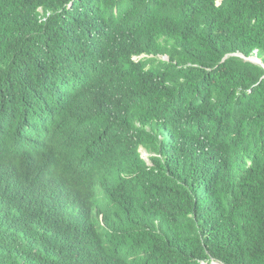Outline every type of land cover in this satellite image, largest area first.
I'll list each match as a JSON object with an SVG mask.
<instances>
[{"label": "trees", "instance_id": "16d2710c", "mask_svg": "<svg viewBox=\"0 0 264 264\" xmlns=\"http://www.w3.org/2000/svg\"><path fill=\"white\" fill-rule=\"evenodd\" d=\"M213 261L264 264V0H0V264Z\"/></svg>", "mask_w": 264, "mask_h": 264}, {"label": "water", "instance_id": "95a60500", "mask_svg": "<svg viewBox=\"0 0 264 264\" xmlns=\"http://www.w3.org/2000/svg\"><path fill=\"white\" fill-rule=\"evenodd\" d=\"M239 55H241L245 59L250 60L252 62H256V63H260V64L262 63L261 59L259 57H257L256 55L255 56H251V57H246V56H244L243 54H240V53H239ZM254 57H257V59H259V61H257L256 59H254Z\"/></svg>", "mask_w": 264, "mask_h": 264}, {"label": "rangeland", "instance_id": "374dc122", "mask_svg": "<svg viewBox=\"0 0 264 264\" xmlns=\"http://www.w3.org/2000/svg\"><path fill=\"white\" fill-rule=\"evenodd\" d=\"M258 60H259V59H258ZM141 152H142L143 157H144L149 163H151L150 160H149V158H148V153H147L144 149H141ZM213 264H219V263H218V262H214Z\"/></svg>", "mask_w": 264, "mask_h": 264}, {"label": "clouds", "instance_id": "9594fccd", "mask_svg": "<svg viewBox=\"0 0 264 264\" xmlns=\"http://www.w3.org/2000/svg\"><path fill=\"white\" fill-rule=\"evenodd\" d=\"M135 58H136V57H135ZM214 262H217V261H213L212 264H213ZM218 263H219V262H218ZM203 264H206V263L204 262ZM219 264H220V263H219Z\"/></svg>", "mask_w": 264, "mask_h": 264}, {"label": "bare ground", "instance_id": "6f19581e", "mask_svg": "<svg viewBox=\"0 0 264 264\" xmlns=\"http://www.w3.org/2000/svg\"><path fill=\"white\" fill-rule=\"evenodd\" d=\"M255 58L257 59V57H254V59H255ZM257 61H259V60L257 59Z\"/></svg>", "mask_w": 264, "mask_h": 264}]
</instances>
